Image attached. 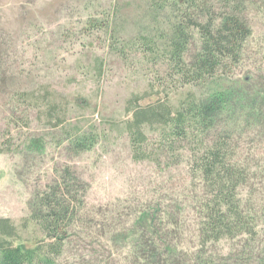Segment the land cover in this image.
<instances>
[{"label": "rangeland", "instance_id": "374dc122", "mask_svg": "<svg viewBox=\"0 0 264 264\" xmlns=\"http://www.w3.org/2000/svg\"><path fill=\"white\" fill-rule=\"evenodd\" d=\"M154 1L0 0V219L17 227L23 241L17 245L33 246L44 237L30 220L37 216L40 195L55 183L68 182L83 206L74 229L77 239L67 244L60 264H76L88 254L89 243L104 245L105 235L132 225L145 211L171 232L166 242L189 251L198 246L193 202L201 188L190 174L188 159H178L180 154L188 157V148L181 151L176 144L170 155L160 145L159 132L147 130V148L160 154L159 164L136 162L124 131L123 122L131 118L126 110L137 95L145 96L141 106L162 101L178 108L188 91L201 95L212 89V83L203 88L184 85L165 56L174 18L186 6L178 0V10L167 9ZM203 1L207 10L200 22L207 24L212 16L220 25L225 4ZM237 1L250 36L238 61L227 60L219 75L229 83L257 78L264 82V0ZM197 14L190 11L192 17ZM187 36L184 57L192 62L202 42L194 28ZM150 43L153 51L147 52ZM45 102L64 115L59 127L40 109ZM261 129L233 131L234 163L250 170L242 195L258 216L260 239L264 126ZM79 130L82 137H74ZM34 139L41 144L33 148ZM79 139L85 149L72 144ZM237 245L225 241L212 249L227 254Z\"/></svg>", "mask_w": 264, "mask_h": 264}, {"label": "trees", "instance_id": "16d2710c", "mask_svg": "<svg viewBox=\"0 0 264 264\" xmlns=\"http://www.w3.org/2000/svg\"><path fill=\"white\" fill-rule=\"evenodd\" d=\"M221 1L225 14L220 25L212 16L207 24L200 22L207 10L203 0H180L186 6L180 11L175 7L178 0L154 1L158 7L178 10L165 56L183 78V84L203 88L212 83L213 87L201 95L188 91L178 108L162 101L141 106L145 96L137 95L126 110L131 118L123 122L136 162L159 164L160 154L147 148V130L159 132L160 145L170 155L175 154L176 144L181 145V151L188 148V157L180 154L178 159H188L190 174L198 178L201 188L193 202L198 246L189 251L166 242L164 239H169L171 232H167L162 220L157 221L155 214L145 211L132 225L112 230L109 237L105 235L104 245L89 243L88 254L76 264H264V236L259 238L258 216L248 208L242 195L250 170L234 163L237 151L233 146L234 130L253 126L262 130L264 126V82L257 78L229 83L219 75L227 60L238 61L237 55L250 36V29L240 17V3ZM191 10L198 13L197 18L190 15ZM192 28L200 35L202 47L188 62L184 55L190 44L187 30ZM152 45L145 46L147 52L153 51ZM44 104L40 109L51 116L56 127L62 125L64 115L58 114V106ZM82 133L79 130L74 137L80 138ZM80 140L72 144L85 149ZM39 144L40 140L34 139L32 147ZM82 206L68 182L49 187L40 195L37 216L30 218L44 234L33 246L17 245L23 242L17 227L9 219H0V264H60L67 244L72 238L77 239L74 229ZM225 241H238V245L227 254L212 249Z\"/></svg>", "mask_w": 264, "mask_h": 264}]
</instances>
